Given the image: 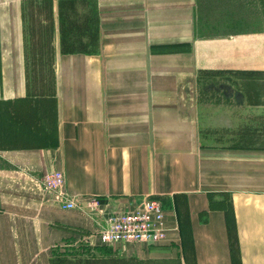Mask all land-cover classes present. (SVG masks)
I'll use <instances>...</instances> for the list:
<instances>
[{"label": "crops", "instance_id": "1", "mask_svg": "<svg viewBox=\"0 0 264 264\" xmlns=\"http://www.w3.org/2000/svg\"><path fill=\"white\" fill-rule=\"evenodd\" d=\"M208 3L0 0V264L97 241L101 218L43 190L54 170L105 216L162 204L166 241L121 264H264V145L239 144L241 128L264 136V113L239 115L256 104L236 74L264 85V31L240 46L238 17Z\"/></svg>", "mask_w": 264, "mask_h": 264}, {"label": "rangeland", "instance_id": "2", "mask_svg": "<svg viewBox=\"0 0 264 264\" xmlns=\"http://www.w3.org/2000/svg\"><path fill=\"white\" fill-rule=\"evenodd\" d=\"M210 1L208 3V7L206 9V14L208 15H223V16H236L238 18V25L233 24L234 34L238 35L240 42V46L246 44L245 40H242V36H246V34L254 32L255 35H261L264 31V24L259 23L258 19H263L264 21V0H207ZM204 6V4H203ZM252 18L253 20H249L246 24V19ZM229 24H223V28L230 27ZM224 31V30H223ZM206 36L209 39L212 34L208 31L206 32ZM233 34V35H234ZM244 41V42H242ZM257 42L262 41L260 39L255 40ZM248 56H240L242 59H246ZM237 74L238 85L240 90L243 89L245 91V87L248 86L249 92L251 91L250 103L256 104L255 106H251L248 111L242 110L239 112V115H260V113H264V104L262 103L263 97L261 96L262 91H264V85L262 82L263 76L262 72H251L245 69H239ZM5 115V114H4ZM264 127V122L260 121V127ZM256 129L253 133L252 129L241 128L239 131V144L240 146H263L264 144V136L257 132ZM259 131V130H258ZM130 247V246H127ZM131 254V253H130ZM127 255L126 251L120 248L115 247H107L101 246L97 242H87L86 239L83 240L77 246H73L71 248H66L65 251L60 252L59 256H57L58 261L61 264H121L119 261L114 260L116 257H123ZM135 255V254H134ZM112 261H108L105 258H111ZM95 258V260H92ZM126 264H136L126 263ZM145 264V263H143ZM160 264H176L175 262H162Z\"/></svg>", "mask_w": 264, "mask_h": 264}, {"label": "built area", "instance_id": "3", "mask_svg": "<svg viewBox=\"0 0 264 264\" xmlns=\"http://www.w3.org/2000/svg\"><path fill=\"white\" fill-rule=\"evenodd\" d=\"M64 183L63 172L54 170L42 179V188L61 201L64 209H78L101 218L95 235L96 242L101 246L125 249L140 244L159 246L166 241V212L159 201L143 199L132 208L118 209L105 216L102 203L97 197L90 198L84 204L68 200L61 192Z\"/></svg>", "mask_w": 264, "mask_h": 264}, {"label": "trees", "instance_id": "4", "mask_svg": "<svg viewBox=\"0 0 264 264\" xmlns=\"http://www.w3.org/2000/svg\"><path fill=\"white\" fill-rule=\"evenodd\" d=\"M58 260H59V259H55L54 262H53V264H58V263H60L61 260H60V261H58ZM63 263H64V261H62L61 264H63Z\"/></svg>", "mask_w": 264, "mask_h": 264}]
</instances>
